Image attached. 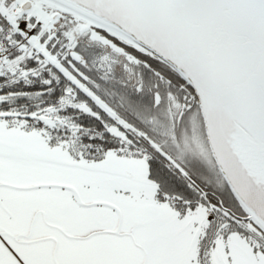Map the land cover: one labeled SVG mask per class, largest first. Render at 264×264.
Returning a JSON list of instances; mask_svg holds the SVG:
<instances>
[{"label": "snow or ice", "instance_id": "snow-or-ice-1", "mask_svg": "<svg viewBox=\"0 0 264 264\" xmlns=\"http://www.w3.org/2000/svg\"><path fill=\"white\" fill-rule=\"evenodd\" d=\"M0 264H264V0H0Z\"/></svg>", "mask_w": 264, "mask_h": 264}, {"label": "rangeland", "instance_id": "rangeland-1", "mask_svg": "<svg viewBox=\"0 0 264 264\" xmlns=\"http://www.w3.org/2000/svg\"><path fill=\"white\" fill-rule=\"evenodd\" d=\"M178 115V113L174 115L172 120L166 113H163L162 122L157 129L158 133L169 142L175 140L184 146L186 157L189 160L203 161L210 166V153L205 142V135L203 136V130L198 123L199 115L195 111L194 113H187L182 124L175 130Z\"/></svg>", "mask_w": 264, "mask_h": 264}, {"label": "flooded vegetation", "instance_id": "flooded-vegetation-1", "mask_svg": "<svg viewBox=\"0 0 264 264\" xmlns=\"http://www.w3.org/2000/svg\"><path fill=\"white\" fill-rule=\"evenodd\" d=\"M192 113H194V111H193ZM176 114H177V113H176ZM166 115L169 116V118L171 117V119L173 120V116H174L175 114H168V113H166ZM186 115H187V114H185L184 117H185ZM175 117H176V116H175ZM184 117H183V119H181L179 115L176 117V125H175V128H178V127L182 124V122L184 121ZM198 123L200 124V128L203 130V127H202V120L200 119V116H199V122H198ZM203 136H204V130H203ZM205 142H206V141H205Z\"/></svg>", "mask_w": 264, "mask_h": 264}, {"label": "water", "instance_id": "water-1", "mask_svg": "<svg viewBox=\"0 0 264 264\" xmlns=\"http://www.w3.org/2000/svg\"><path fill=\"white\" fill-rule=\"evenodd\" d=\"M202 127H203V130H204V135H205V141H206L207 149H208V151L210 153V158L212 159V146H211V141H210V139H209V137H208V135L206 133V129L204 127L203 122H202Z\"/></svg>", "mask_w": 264, "mask_h": 264}, {"label": "trees", "instance_id": "trees-1", "mask_svg": "<svg viewBox=\"0 0 264 264\" xmlns=\"http://www.w3.org/2000/svg\"><path fill=\"white\" fill-rule=\"evenodd\" d=\"M176 115V114H175ZM175 130H176V128H175Z\"/></svg>", "mask_w": 264, "mask_h": 264}]
</instances>
